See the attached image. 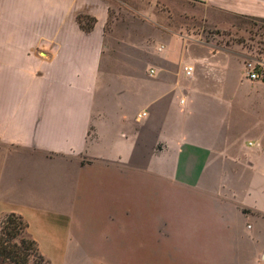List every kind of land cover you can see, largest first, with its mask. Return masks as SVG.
Masks as SVG:
<instances>
[{
    "label": "crops",
    "instance_id": "0c3cea01",
    "mask_svg": "<svg viewBox=\"0 0 264 264\" xmlns=\"http://www.w3.org/2000/svg\"><path fill=\"white\" fill-rule=\"evenodd\" d=\"M189 1L264 21V0ZM107 16L52 0L51 52L0 38V219L21 215L52 264H264V76L186 47L164 15Z\"/></svg>",
    "mask_w": 264,
    "mask_h": 264
},
{
    "label": "rangeland",
    "instance_id": "374dc122",
    "mask_svg": "<svg viewBox=\"0 0 264 264\" xmlns=\"http://www.w3.org/2000/svg\"><path fill=\"white\" fill-rule=\"evenodd\" d=\"M4 1L0 0V38L31 41L32 47L19 46L22 54L44 56L46 51L51 52V43L47 49L46 42L47 14L52 10V0H24L20 8L22 12L16 19L9 7L10 1L16 0H9L7 13H1V10L5 11V6H2ZM103 3L108 12L107 30L113 18L120 19L123 31L129 30L132 25L138 27L139 22L152 13L161 14L165 16L166 29L181 34L186 47H196L195 51L203 56L210 54L211 50H219L214 58L218 66L224 62L235 63L232 64L235 76L240 74V64L244 66L247 61H260L264 65L263 19L226 17L221 18L222 22L215 23L213 19L218 17H212L210 9L189 0H103ZM75 19L83 31L89 33L93 29L95 18L90 13L80 12ZM16 21L20 26L17 30L10 27V23ZM5 23L7 28L4 30ZM51 34H48L50 42ZM61 34H57L58 39ZM6 48L12 46L7 45ZM199 63L203 66L209 64L204 60Z\"/></svg>",
    "mask_w": 264,
    "mask_h": 264
},
{
    "label": "trees",
    "instance_id": "16d2710c",
    "mask_svg": "<svg viewBox=\"0 0 264 264\" xmlns=\"http://www.w3.org/2000/svg\"><path fill=\"white\" fill-rule=\"evenodd\" d=\"M28 224L16 213L0 219V264H52L27 233Z\"/></svg>",
    "mask_w": 264,
    "mask_h": 264
},
{
    "label": "built area",
    "instance_id": "2783aa9c",
    "mask_svg": "<svg viewBox=\"0 0 264 264\" xmlns=\"http://www.w3.org/2000/svg\"><path fill=\"white\" fill-rule=\"evenodd\" d=\"M160 48V47H159ZM263 65L260 61H247L244 63V70L245 74L248 77V79H259L262 78L264 75L262 73ZM194 71V67L191 64L183 65V72L185 76H190ZM156 73V70L154 68H151L149 70L150 75H154ZM250 145L253 146H259L260 148L264 149V145L259 144L258 141L254 140L250 142Z\"/></svg>",
    "mask_w": 264,
    "mask_h": 264
}]
</instances>
